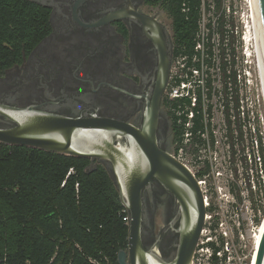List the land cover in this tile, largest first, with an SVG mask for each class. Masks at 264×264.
<instances>
[{"label":"flooded vegetation","instance_id":"af4514ba","mask_svg":"<svg viewBox=\"0 0 264 264\" xmlns=\"http://www.w3.org/2000/svg\"><path fill=\"white\" fill-rule=\"evenodd\" d=\"M28 1L47 11L51 30L20 62L0 70V132L17 128L8 114L23 110L142 130L169 63L159 137L173 155L181 137L174 135L178 116L169 90L180 53L167 15L147 0ZM143 198L142 243L150 263L172 264L180 243L179 202L156 180L152 196L146 191ZM204 248L217 251L200 238L194 262Z\"/></svg>","mask_w":264,"mask_h":264},{"label":"built area","instance_id":"2783aa9c","mask_svg":"<svg viewBox=\"0 0 264 264\" xmlns=\"http://www.w3.org/2000/svg\"><path fill=\"white\" fill-rule=\"evenodd\" d=\"M194 41L191 55H179L169 90L185 131L173 156L198 179L206 208L202 244L217 247L201 250L194 264H253L247 252H257L264 227V72L254 0H202ZM197 122L202 129L194 132ZM224 159L237 176V163L247 171V189L232 173L214 170ZM224 177L229 188L218 182ZM251 193L261 195L262 205L252 206Z\"/></svg>","mask_w":264,"mask_h":264},{"label":"trees","instance_id":"16d2710c","mask_svg":"<svg viewBox=\"0 0 264 264\" xmlns=\"http://www.w3.org/2000/svg\"><path fill=\"white\" fill-rule=\"evenodd\" d=\"M147 1L169 18L179 53L191 55L202 0ZM50 30L45 9L0 0V70L20 62ZM200 129L197 122L194 132ZM173 131L175 137L185 132L176 120ZM90 164L0 145L1 264H118L128 248L127 213L107 170Z\"/></svg>","mask_w":264,"mask_h":264},{"label":"water","instance_id":"95a60500","mask_svg":"<svg viewBox=\"0 0 264 264\" xmlns=\"http://www.w3.org/2000/svg\"><path fill=\"white\" fill-rule=\"evenodd\" d=\"M254 2L264 72V0ZM169 77L170 66L166 63L142 130L119 123L104 125L99 119H71L23 110L8 114L17 128L0 132L2 145L89 159L91 168L102 165L107 170L130 217L128 248L119 252L118 264H151L142 243L143 194L148 191L152 196L153 180L180 205L175 220L181 219L177 230L180 243L172 264H193L201 238L206 208L198 179L186 165L163 149V140L159 137L162 98ZM253 264H264V227Z\"/></svg>","mask_w":264,"mask_h":264},{"label":"rangeland","instance_id":"374dc122","mask_svg":"<svg viewBox=\"0 0 264 264\" xmlns=\"http://www.w3.org/2000/svg\"><path fill=\"white\" fill-rule=\"evenodd\" d=\"M223 138L225 140V136H223ZM217 151L220 153V155H222L223 152H225L226 158L228 157V147L221 146L220 148L217 149ZM225 159L221 163L213 164L214 170L220 171V172H225L226 175H231V173H232L234 175V178L238 181V183H242V186L247 189V182H249V174L247 173V171L244 169V171L242 172L241 171L242 165L237 163L236 167H238V169H239V173L237 176L235 173V170H234L235 165L227 163L225 161ZM210 181H211L210 182V184H211L210 189L211 188L214 189L216 187L217 181L214 180L213 178H211ZM218 182L221 186L226 187V188H229V186H231V184H232L231 182L226 180V177L218 180ZM249 199H250V202H251L253 207L262 205L261 204L262 197L259 193L257 195H256V193L255 194L251 193V195H249ZM255 208H257V207H255ZM247 254L250 255L248 261H251V256H253L255 254L253 248L250 249L247 252Z\"/></svg>","mask_w":264,"mask_h":264},{"label":"bare ground","instance_id":"6f19581e","mask_svg":"<svg viewBox=\"0 0 264 264\" xmlns=\"http://www.w3.org/2000/svg\"><path fill=\"white\" fill-rule=\"evenodd\" d=\"M254 9H255V2H254ZM257 22V21H256ZM256 25H257V23H256ZM257 29H258V27H257ZM260 56H261V59H262V55H261V50H260ZM262 61V60H261ZM262 231H263V229H262ZM260 243V242H259ZM256 255V253L254 254V256ZM253 261H255V257H254V260Z\"/></svg>","mask_w":264,"mask_h":264}]
</instances>
